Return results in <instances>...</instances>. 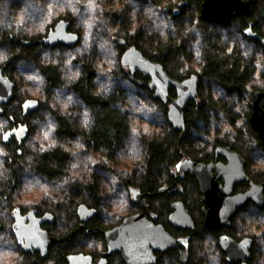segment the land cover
<instances>
[{
	"label": "trees",
	"instance_id": "16d2710c",
	"mask_svg": "<svg viewBox=\"0 0 264 264\" xmlns=\"http://www.w3.org/2000/svg\"><path fill=\"white\" fill-rule=\"evenodd\" d=\"M202 2L0 0V68L16 84L0 114V264L46 263L19 244L16 209L50 212L72 228L80 204L98 210L95 237L77 231L59 248L57 263L65 264V254L82 240L92 246L104 229L141 209L132 189L166 211L172 196L149 193L175 180L183 158L209 162L218 146L239 152L249 176L264 182V147L250 121L251 101L264 90V0L229 23L204 20ZM62 19L71 22L79 41L39 42ZM248 29L260 38H249ZM132 45L179 80L200 77L198 95L185 109L184 131L170 123L168 103L156 98L150 77L122 64ZM170 94L176 96L175 87ZM26 100L39 106L24 115ZM19 122L28 124L23 145L4 142L3 134ZM185 179L195 206L198 183ZM248 187L242 183L240 190ZM236 228L253 238L250 263L264 264V206L249 202L239 209L225 229ZM195 239L189 261L181 262L174 252L171 264H210L207 247ZM217 249L221 253L218 243Z\"/></svg>",
	"mask_w": 264,
	"mask_h": 264
},
{
	"label": "water",
	"instance_id": "95a60500",
	"mask_svg": "<svg viewBox=\"0 0 264 264\" xmlns=\"http://www.w3.org/2000/svg\"><path fill=\"white\" fill-rule=\"evenodd\" d=\"M256 0H203L201 5V16L209 22L229 23L234 17L245 14H250L251 6ZM246 35L249 38H260L259 34L248 29ZM264 45V37L261 38ZM79 41V34L71 30V22L68 20H60L48 33L47 36L39 40V42L56 46L58 44L75 45ZM36 41L24 40V44H33ZM122 64L128 67L132 73L141 72L150 77L149 86L155 89L156 98L168 103V117L170 123L177 130H185V109L189 101L196 98L200 85V77L193 74L190 77L179 80L168 74L161 62L152 60L143 53L137 46L132 45L126 49L122 55ZM4 68H0V114L5 112L4 105H7L14 97L15 82L4 73ZM175 87L176 96L170 94V88ZM39 106L37 100H26L23 107V114L27 115L30 110H34ZM253 108L250 121L254 130L262 141L264 147V90H259L255 93V98L251 102ZM14 121V119L12 118ZM28 134V124L19 122L17 125L8 129L3 134V141L9 142L13 138L20 146L23 145ZM7 137V139H5ZM22 154V150H18ZM216 157L223 155L228 159L227 163L218 162L205 163L199 162L195 167L191 158L186 157L179 165L178 177H182L186 172L192 173L198 180L201 191L202 200L204 202L205 225L209 229H219L232 224L234 217L239 209L246 206L249 202H253L259 207L264 206V182L256 183L251 179L246 171V161L237 151H234L230 146H218L216 148ZM216 169V177H224L225 185H222L215 180L211 175V170ZM204 170V173L201 170ZM243 181L250 183V188L246 191L234 193L235 186ZM167 187H162L158 190V194L166 192ZM213 191V193H212ZM217 191H220L219 193ZM132 196L137 201H145L146 194L137 189H132ZM153 195V193H149ZM213 195V198H212ZM218 197V198H214ZM175 211L170 215V220L173 224L179 227L194 228V222L184 203L178 201L174 203ZM77 212L83 220L93 218L98 210L94 207H89L87 204H80ZM135 221L143 222V226L134 224ZM152 222L148 220L145 213H138L127 216L123 223L106 231L107 240L110 251L122 250L123 255L130 263L132 252L127 248L130 240L136 243L137 248V263L144 264L141 261L143 248H147L149 243H158L151 233ZM162 228V225L158 226ZM40 228L31 223L28 227L22 226L16 231L18 241L26 252H31L34 246L39 245ZM121 239V243L119 240ZM24 240L26 242H24ZM24 242V243H23ZM170 246L175 245V239L169 238ZM253 239L247 237L240 242L228 235H222L220 245L227 255V261L233 260L242 261L243 264H248L247 259L251 257L250 249ZM38 249V248H37ZM42 255H46L48 246L41 247ZM85 258L82 254H73L68 257L69 264H79ZM87 258V257H86ZM85 258V259H86ZM89 260L91 257H88Z\"/></svg>",
	"mask_w": 264,
	"mask_h": 264
},
{
	"label": "flooded vegetation",
	"instance_id": "af4514ba",
	"mask_svg": "<svg viewBox=\"0 0 264 264\" xmlns=\"http://www.w3.org/2000/svg\"><path fill=\"white\" fill-rule=\"evenodd\" d=\"M12 140H15V138H13ZM185 158H183L176 166L175 180L171 184L164 186V187H167L168 189L166 192H164V194H168L172 196V198L169 199L170 205L166 211L162 210L164 209V207L155 206L151 203V201H147V198L143 202L137 201L135 200V198H133L134 202L138 203L141 209L137 212L124 216L122 221L114 225L113 227L122 224L124 219L127 216L135 215V214L142 213V212L145 213L148 220L153 223L151 227L155 226L151 229V233L156 239L153 241H156V242L159 241V242L149 243L147 248H143L142 251L144 253L141 257V261L144 264H171V258L174 252L175 254H177V257L179 260H181V262L187 263L189 259L191 258V254H192L191 245H193V242H195L196 240L195 238L200 237L201 239H203L204 237L202 236L206 234H210L212 236L211 237L212 249L210 253V256L212 258L211 264H213V241L219 244L220 250L222 253L221 258H224V260L228 264H243L242 261H239V260H233L231 262L227 261V255L223 251L220 245V239H221V236L225 234V235H228L234 238L237 242H240L243 239L250 237V236L248 235L243 236L238 231L235 232V230L232 231V230L225 229L227 227H230L232 224L230 226L221 227L216 230L209 229L205 225V213L203 209L204 202L202 200V191H201V187H200V184L197 178L190 172H186V174L182 177L177 176L179 172V165ZM193 162H194V165H193L194 167L199 163L195 161ZM218 162L227 163L228 159H226L223 155L216 157V152H215L214 160L212 157V159L209 162H205V163L217 164ZM198 170H201V169H198ZM246 171H247V161H246ZM201 172L204 173V170H201ZM216 173H217V170L213 169L212 167V170H211L212 177H214L215 180L218 181L222 185V187H224L225 185L224 177L223 176L216 177L215 176ZM188 176L193 177L197 181L198 186H199L200 197L196 198L195 206L190 201L191 199L188 193L189 187L187 186L188 184L185 181L186 180L185 178H187ZM242 183L249 184L248 188H250V183L248 181H243L241 183H238L235 186V190H234L235 194L246 191L248 189L246 188L245 190H240V185ZM217 192L219 193L220 191H217ZM155 194H158V193H153V195ZM153 195H150V197H153ZM212 198H213V195H212ZM214 198H218V197H214ZM159 200L160 199L158 200L156 199V201H159ZM178 201L183 202L188 212L190 213L192 220L194 222V228L179 227L171 222L170 215L173 213V211H175L174 203ZM93 218L89 220H83L77 212V222L78 223L76 224V227L74 225L72 228L71 224H69L67 220L60 221L57 219L56 216H54L50 212L40 213L35 208L30 209L27 212H22L20 209H16V211L14 212L13 229L16 233V231L18 229L20 230L22 226L28 227L29 225H31V223H34L36 227L40 228L41 234L39 236V242H36L39 245L37 247L38 249L34 246L31 252H34L35 254L39 255L40 257H42V259H46L45 264H58L57 261H59L58 260L59 259L58 258L59 248L64 247L67 244V236L69 237L68 239L69 242L72 241V238L74 237V234L77 231L81 232V235L86 236V238L89 237V234H92L93 237H95V232L99 230V227L98 226L96 227L93 225L92 223ZM65 224H67L66 228L64 227ZM134 224H138V226L141 227L143 226L144 223L141 221H135ZM159 225H162L163 227L159 228L158 227ZM113 227L104 229L103 239L98 236V238H96V244H94L92 247L89 246V240H86V239L82 240L80 244L76 245L75 248H72V250H70L69 252L65 254V264H69L68 257L73 254H82L84 255L85 258L87 257L86 259L83 258L79 262V264H138L137 255H136L137 252H135L137 251L136 243H133L131 240L127 245V248L129 249L130 253L131 252L133 253L130 263L126 261L122 250H116L113 252L110 251L109 243H108L107 236H106V231ZM170 237H173L176 241L175 245H173L172 247H169ZM120 241L121 239L119 240V242ZM262 241H264V237L262 238ZM24 242L26 241L24 240ZM253 242H252V246H253ZM19 244L21 245L20 242ZM45 245L48 246V251L46 255L43 256L41 247H44ZM250 252H251V257H252V247L250 249ZM88 257H91V259L89 260ZM251 257L247 259L248 264H251L250 263ZM260 258L261 260L264 259V254L262 252H261ZM220 263L224 264L221 261Z\"/></svg>",
	"mask_w": 264,
	"mask_h": 264
},
{
	"label": "rangeland",
	"instance_id": "374dc122",
	"mask_svg": "<svg viewBox=\"0 0 264 264\" xmlns=\"http://www.w3.org/2000/svg\"><path fill=\"white\" fill-rule=\"evenodd\" d=\"M252 102V101H251ZM252 107V106H251ZM258 164V163H257ZM259 167V166H258ZM32 183H29V185ZM61 221V220H60ZM59 228V227H58ZM238 231L239 233H243L241 228H236L235 232ZM202 237H204L202 239L203 243L205 244V248L207 247V251L210 254L211 253V249H212V242H211V235L210 234H206L203 235ZM260 241L262 242V245L260 246V251L264 254V241H262V238H260ZM96 244V243H94ZM93 244V245H94ZM92 245V246H93ZM89 246L92 247L89 243ZM201 256V255H200ZM210 256V255H209ZM261 257V256H260ZM211 258V256H210ZM212 259V258H211ZM264 260V259H263ZM220 261L222 262V258H221V253L218 251L217 249V243L215 241H213V264H221ZM206 262V261H205ZM209 263V262H207ZM212 263V260L210 262V264Z\"/></svg>",
	"mask_w": 264,
	"mask_h": 264
},
{
	"label": "snow or ice",
	"instance_id": "6c2138e0",
	"mask_svg": "<svg viewBox=\"0 0 264 264\" xmlns=\"http://www.w3.org/2000/svg\"><path fill=\"white\" fill-rule=\"evenodd\" d=\"M5 139H7V137H5Z\"/></svg>",
	"mask_w": 264,
	"mask_h": 264
}]
</instances>
